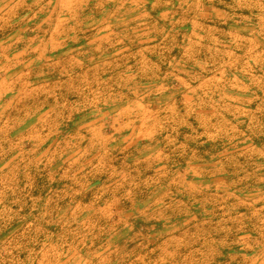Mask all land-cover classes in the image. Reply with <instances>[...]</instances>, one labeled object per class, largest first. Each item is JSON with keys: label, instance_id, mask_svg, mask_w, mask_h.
Here are the masks:
<instances>
[{"label": "rangeland", "instance_id": "1", "mask_svg": "<svg viewBox=\"0 0 264 264\" xmlns=\"http://www.w3.org/2000/svg\"><path fill=\"white\" fill-rule=\"evenodd\" d=\"M46 2L0 12V264H264V0Z\"/></svg>", "mask_w": 264, "mask_h": 264}, {"label": "crops", "instance_id": "2", "mask_svg": "<svg viewBox=\"0 0 264 264\" xmlns=\"http://www.w3.org/2000/svg\"><path fill=\"white\" fill-rule=\"evenodd\" d=\"M24 1L25 0H0V12L1 11H5V13L6 12H12L14 15L22 16L23 11L25 9H27L26 7L24 9L22 8V6H23L22 3ZM48 1L49 2H46V3H49V4L52 3V0H48ZM55 1L58 2L60 0H55ZM64 3L67 5L68 0H64ZM11 6H14V8L11 9ZM5 7H7V8H5ZM57 35H59V34H57ZM43 37H42L43 38L42 39L43 42L41 43V45H39L38 49H35V52H38L39 56H44L45 57L48 54H51L54 51L53 50L54 42L57 43V42H62L63 41V39H61V38L58 39V37H57V39L52 40V35H50V36L45 35ZM33 38H34V40H36L35 39L36 37L33 34V30H30L29 33H27V34L26 33H24V34H16V32H15L12 35L13 42H15V41L21 42V41H27V40L28 41H32ZM6 40H9V38L7 37V39H5L4 36L0 38V47L5 45ZM37 40H39V39H37ZM46 48H49V49H46ZM18 49H19V47H18ZM69 50H72V49H69ZM55 51L57 52V54H60L62 56L66 53L64 49L55 50ZM18 52L21 53L22 51L18 50Z\"/></svg>", "mask_w": 264, "mask_h": 264}]
</instances>
